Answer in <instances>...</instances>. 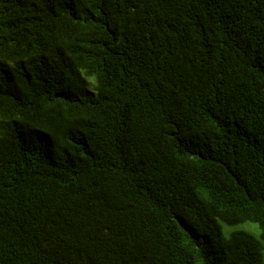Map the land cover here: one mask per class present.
<instances>
[{"label": "trees", "instance_id": "trees-1", "mask_svg": "<svg viewBox=\"0 0 264 264\" xmlns=\"http://www.w3.org/2000/svg\"><path fill=\"white\" fill-rule=\"evenodd\" d=\"M263 244L264 0H0V264Z\"/></svg>", "mask_w": 264, "mask_h": 264}, {"label": "rangeland", "instance_id": "rangeland-1", "mask_svg": "<svg viewBox=\"0 0 264 264\" xmlns=\"http://www.w3.org/2000/svg\"><path fill=\"white\" fill-rule=\"evenodd\" d=\"M234 229H246L256 236H258L260 233V229L257 226V224L253 222H249V221H246L244 223H239L236 225H227L224 223L222 224V230L225 235H227L231 230H234ZM263 256H264V247H263Z\"/></svg>", "mask_w": 264, "mask_h": 264}]
</instances>
